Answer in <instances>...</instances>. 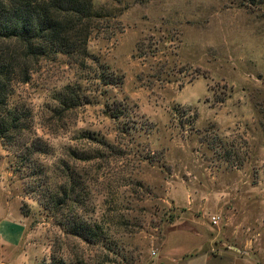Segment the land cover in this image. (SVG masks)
<instances>
[{"label": "rangeland", "instance_id": "obj_1", "mask_svg": "<svg viewBox=\"0 0 264 264\" xmlns=\"http://www.w3.org/2000/svg\"><path fill=\"white\" fill-rule=\"evenodd\" d=\"M92 4L84 66L8 98L30 121L0 141L3 261L264 264V2ZM67 85L88 102L63 112Z\"/></svg>", "mask_w": 264, "mask_h": 264}, {"label": "trees", "instance_id": "obj_2", "mask_svg": "<svg viewBox=\"0 0 264 264\" xmlns=\"http://www.w3.org/2000/svg\"><path fill=\"white\" fill-rule=\"evenodd\" d=\"M96 17L92 0H0V141L12 145L29 127L28 110L9 106L13 86L27 82L41 60L58 54L84 66ZM56 100L63 112L88 102L74 85L64 87ZM22 147L46 152L37 139Z\"/></svg>", "mask_w": 264, "mask_h": 264}, {"label": "crops", "instance_id": "obj_3", "mask_svg": "<svg viewBox=\"0 0 264 264\" xmlns=\"http://www.w3.org/2000/svg\"><path fill=\"white\" fill-rule=\"evenodd\" d=\"M5 238L6 237L5 236L3 237V235L0 233V240H1L0 242H6V241H8L7 242L8 246L6 245V247H4V246L0 245V262L4 260L3 258L5 257V255H8L9 254L8 253V250L12 248L11 247L12 246L11 245V241H12L13 236H11L10 238L9 237L6 238V241H5ZM206 263H208V260L206 261ZM159 264H163V263L161 261H159Z\"/></svg>", "mask_w": 264, "mask_h": 264}, {"label": "built area", "instance_id": "obj_4", "mask_svg": "<svg viewBox=\"0 0 264 264\" xmlns=\"http://www.w3.org/2000/svg\"><path fill=\"white\" fill-rule=\"evenodd\" d=\"M218 221V217L216 216H212L211 217V222L212 223H216ZM0 264H9L8 262H5V261H1Z\"/></svg>", "mask_w": 264, "mask_h": 264}]
</instances>
